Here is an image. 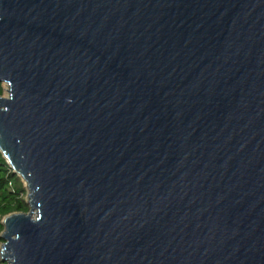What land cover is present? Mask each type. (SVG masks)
I'll list each match as a JSON object with an SVG mask.
<instances>
[{
    "label": "water",
    "instance_id": "95a60500",
    "mask_svg": "<svg viewBox=\"0 0 264 264\" xmlns=\"http://www.w3.org/2000/svg\"><path fill=\"white\" fill-rule=\"evenodd\" d=\"M0 84L3 264H264V0H0Z\"/></svg>",
    "mask_w": 264,
    "mask_h": 264
},
{
    "label": "trees",
    "instance_id": "16d2710c",
    "mask_svg": "<svg viewBox=\"0 0 264 264\" xmlns=\"http://www.w3.org/2000/svg\"><path fill=\"white\" fill-rule=\"evenodd\" d=\"M3 95L0 84V96ZM26 192L21 179L14 175L0 154V235L3 232L2 219L13 213H28L25 203ZM2 240L0 239V246ZM0 264H3L0 261Z\"/></svg>",
    "mask_w": 264,
    "mask_h": 264
},
{
    "label": "rangeland",
    "instance_id": "374dc122",
    "mask_svg": "<svg viewBox=\"0 0 264 264\" xmlns=\"http://www.w3.org/2000/svg\"><path fill=\"white\" fill-rule=\"evenodd\" d=\"M2 90H3V95L1 97L6 98L8 94H7V86L5 84L2 85ZM22 184H23L24 190L26 192V196H27L28 192L26 190V187L24 186L23 182H22ZM26 196H25L24 200L26 199Z\"/></svg>",
    "mask_w": 264,
    "mask_h": 264
}]
</instances>
